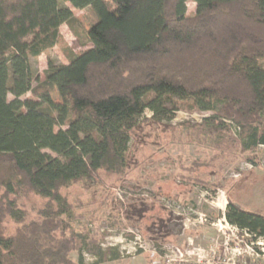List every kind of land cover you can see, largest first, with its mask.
Returning <instances> with one entry per match:
<instances>
[{
	"label": "trees",
	"instance_id": "obj_1",
	"mask_svg": "<svg viewBox=\"0 0 264 264\" xmlns=\"http://www.w3.org/2000/svg\"><path fill=\"white\" fill-rule=\"evenodd\" d=\"M111 1L114 9L105 0H0V264H72L74 250L79 264L84 250L95 263L119 257L87 233L65 235L71 211L59 189L100 169L124 171L146 109L157 121H170L179 103L214 111L204 122L225 129L221 119H232L242 151L264 146V0H192V18L188 0ZM67 3L94 13L91 47L67 65L49 58L33 88L29 58L60 42V26L74 20ZM16 187L48 200L38 220L2 201ZM6 216L21 224L14 235L3 232ZM225 219L264 237L261 213L229 201Z\"/></svg>",
	"mask_w": 264,
	"mask_h": 264
},
{
	"label": "rangeland",
	"instance_id": "obj_2",
	"mask_svg": "<svg viewBox=\"0 0 264 264\" xmlns=\"http://www.w3.org/2000/svg\"><path fill=\"white\" fill-rule=\"evenodd\" d=\"M105 1L111 9L116 7ZM66 5L74 20L60 26V42L29 58L37 78L33 88L44 80L49 58L67 65L70 56L91 47L86 32L95 21L94 13ZM186 7V16L192 18L196 4L188 0ZM258 64L264 68V59ZM51 97L60 101L56 90ZM13 98L9 92L8 101ZM26 98H33V93L21 96ZM179 106L170 121H157L145 110L131 133L124 171L100 169L90 179L59 189L71 211L70 217L62 216L65 235L87 233L102 250L119 253L113 260L106 252L105 261L95 263L99 258L84 250L81 264H264V237L225 219L229 201L264 213V146L242 151L232 119L222 118L226 128L216 129V123L204 122L214 111L188 103ZM5 200H14L25 211L26 222L38 220L48 202L18 187L14 194L3 195ZM2 224L7 236L21 226L8 216ZM54 234L60 238L59 231ZM68 258L79 264L76 250Z\"/></svg>",
	"mask_w": 264,
	"mask_h": 264
},
{
	"label": "crops",
	"instance_id": "obj_3",
	"mask_svg": "<svg viewBox=\"0 0 264 264\" xmlns=\"http://www.w3.org/2000/svg\"><path fill=\"white\" fill-rule=\"evenodd\" d=\"M259 213H261V214H263V215H264L263 211H262V212L260 211Z\"/></svg>",
	"mask_w": 264,
	"mask_h": 264
},
{
	"label": "bare ground",
	"instance_id": "obj_4",
	"mask_svg": "<svg viewBox=\"0 0 264 264\" xmlns=\"http://www.w3.org/2000/svg\"><path fill=\"white\" fill-rule=\"evenodd\" d=\"M221 207V206H220ZM222 209V208H221Z\"/></svg>",
	"mask_w": 264,
	"mask_h": 264
}]
</instances>
